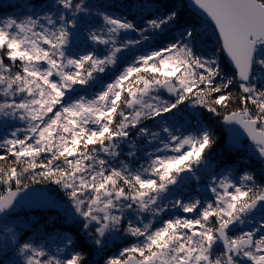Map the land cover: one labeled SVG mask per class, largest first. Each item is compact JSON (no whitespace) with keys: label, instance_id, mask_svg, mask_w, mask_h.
I'll use <instances>...</instances> for the list:
<instances>
[{"label":"snow or ice","instance_id":"obj_1","mask_svg":"<svg viewBox=\"0 0 264 264\" xmlns=\"http://www.w3.org/2000/svg\"><path fill=\"white\" fill-rule=\"evenodd\" d=\"M23 7L0 13V264H264V0ZM22 204L73 228L53 250L9 226Z\"/></svg>","mask_w":264,"mask_h":264},{"label":"trees","instance_id":"obj_2","mask_svg":"<svg viewBox=\"0 0 264 264\" xmlns=\"http://www.w3.org/2000/svg\"><path fill=\"white\" fill-rule=\"evenodd\" d=\"M29 0H12V2L9 1H2L0 0V13L8 14V15H17L21 12L25 11L24 5L28 3ZM37 0H32V3H36ZM98 3L104 5L107 7L109 11H111L113 14H124L128 9L121 7V4H127L129 0H97ZM215 127L217 129V136L221 137L222 140L220 143H218L214 150L212 151V161L214 163H217L225 154V152L228 150V146L225 143V133L222 129L221 124L216 123ZM247 156L241 158L242 161V167L245 166L243 164V160H245ZM40 187H45L50 193H52L55 197V199L59 200L60 197L57 195V191H53L52 189L55 188L54 185H43ZM21 215L23 220L29 224V225H35V228L29 227L27 229H22V231H27L29 233V236H37L40 240L47 241V237L52 234H56L57 232H63V231H71L73 228V225L66 220V216L64 212L61 210V208L57 207H51L46 208L44 210H37V211H28L21 209L11 215L13 216H19ZM36 229H39V232L36 231ZM122 246L121 241H115L113 244L109 245L108 252L109 253H115L118 247ZM93 261L99 260L100 257L93 255L91 257Z\"/></svg>","mask_w":264,"mask_h":264},{"label":"rangeland","instance_id":"obj_3","mask_svg":"<svg viewBox=\"0 0 264 264\" xmlns=\"http://www.w3.org/2000/svg\"><path fill=\"white\" fill-rule=\"evenodd\" d=\"M2 1H9V2H12V0H2ZM187 112L184 113V119H187ZM213 162V161H212ZM214 163V162H213ZM215 164V163H214ZM57 208H61V207H57ZM61 210L64 212L65 216H66V212L63 208H61ZM11 215V214H9ZM8 215L7 219H8V222H9V226H13V225H23L25 224L26 222L23 220L22 216L19 215V216H13V217H10ZM67 220V218H66ZM41 242H45L44 240H40ZM119 241V240H118ZM51 247L52 249L54 250L55 249V246L59 243V241L56 239V234H52V235H49L47 237V241H46ZM9 256L13 255L11 252L8 253ZM6 257L4 256H0V259H4Z\"/></svg>","mask_w":264,"mask_h":264},{"label":"water","instance_id":"obj_4","mask_svg":"<svg viewBox=\"0 0 264 264\" xmlns=\"http://www.w3.org/2000/svg\"><path fill=\"white\" fill-rule=\"evenodd\" d=\"M185 2L187 3V0H185ZM189 10L190 12H195V9L194 8H191V6H189ZM222 126V129L224 130V133H225V143L227 145H229L231 143L230 141V133L228 132V129L227 127H225L223 124H221ZM37 188L45 191L49 196H51L53 199H55L54 195L52 193H50L45 187H40V186H37ZM46 208H51V206L49 207H38V206H35V205H30V204H22V205H19L13 212L9 213V214H13L21 209H24V210H28V211H37V210H44Z\"/></svg>","mask_w":264,"mask_h":264}]
</instances>
